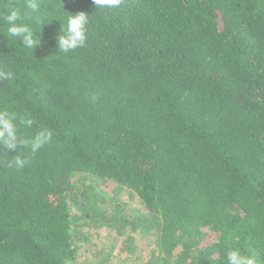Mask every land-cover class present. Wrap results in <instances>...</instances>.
Returning <instances> with one entry per match:
<instances>
[{
  "label": "trees",
  "instance_id": "16d2710c",
  "mask_svg": "<svg viewBox=\"0 0 264 264\" xmlns=\"http://www.w3.org/2000/svg\"><path fill=\"white\" fill-rule=\"evenodd\" d=\"M37 2L59 20L41 46L0 25V108L54 138L22 170L0 147V264H226L230 247L264 260V0ZM66 12L90 16L68 54Z\"/></svg>",
  "mask_w": 264,
  "mask_h": 264
},
{
  "label": "clouds",
  "instance_id": "9594fccd",
  "mask_svg": "<svg viewBox=\"0 0 264 264\" xmlns=\"http://www.w3.org/2000/svg\"><path fill=\"white\" fill-rule=\"evenodd\" d=\"M123 0H92L96 9L106 10L120 8ZM42 5L37 0H24L18 4L15 0H0V25H7L6 33L16 44L32 51L34 46H41V27L49 24L48 17L40 12ZM6 10V12L4 11ZM67 13V12H66ZM68 14V13H67ZM89 15L80 12L68 14L66 27L61 29L56 38L58 52L68 54L86 46L88 40ZM59 21V20H57ZM8 41V40H7ZM12 79L10 72L0 71V82ZM93 102L96 96H92ZM35 120L30 113L18 115L7 107L0 108V147L5 151H14L8 160V167L22 170L31 163V158L46 146L53 143V130L39 126L31 136H24L20 129H32ZM226 264H264L256 255H245L239 247H230L225 251Z\"/></svg>",
  "mask_w": 264,
  "mask_h": 264
},
{
  "label": "rangeland",
  "instance_id": "374dc122",
  "mask_svg": "<svg viewBox=\"0 0 264 264\" xmlns=\"http://www.w3.org/2000/svg\"><path fill=\"white\" fill-rule=\"evenodd\" d=\"M111 184V183H110ZM108 184L107 187H105V191L111 193V194H114V191H115V187H113V185H110ZM117 197V196H116ZM118 197L121 198V200L124 202V203H128L127 200L125 199V196H119ZM115 233L112 231L109 235V238L108 239H100L99 240V247L101 248H104L105 251L106 250H110V246L111 244L113 243V237H114ZM123 248L122 246V243L119 242L117 240V243L114 244V250L111 251V254H112V261L116 262V263H119L120 262V258L117 256V252L119 249Z\"/></svg>",
  "mask_w": 264,
  "mask_h": 264
}]
</instances>
